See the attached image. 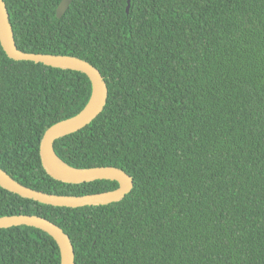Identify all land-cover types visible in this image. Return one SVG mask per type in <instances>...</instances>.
Listing matches in <instances>:
<instances>
[{"label":"trees","instance_id":"obj_1","mask_svg":"<svg viewBox=\"0 0 264 264\" xmlns=\"http://www.w3.org/2000/svg\"><path fill=\"white\" fill-rule=\"evenodd\" d=\"M5 0L20 51L99 69L104 112L55 143L78 169L134 180L121 202L58 208L0 186V217L39 216L71 238L76 264H264V0ZM87 75L10 59L0 43V168L60 196L111 192L45 171L46 131L87 106ZM0 264H61L37 228L0 230Z\"/></svg>","mask_w":264,"mask_h":264},{"label":"water","instance_id":"obj_2","mask_svg":"<svg viewBox=\"0 0 264 264\" xmlns=\"http://www.w3.org/2000/svg\"><path fill=\"white\" fill-rule=\"evenodd\" d=\"M74 0H63L57 9V17L63 18ZM131 0H128L127 13ZM0 43L7 56L18 62H33L47 67L72 70L88 76L92 83V96L85 109L77 116L61 121L49 128L41 142L42 165L53 179L72 185L113 181L119 184L115 191L86 195L60 196L47 194L28 188L0 168V186L7 191L40 204L58 208L79 209L101 207L123 201L134 189V180L124 170L116 167H96L89 169L74 168L65 163L55 151V143L65 137L76 134L91 125L105 110L109 99L108 84L101 71L86 60L67 55H45L20 51L10 21L5 0H0ZM15 226H28L40 229L51 235L61 254V264H76V251L73 242L59 226L39 216H6L0 218V230Z\"/></svg>","mask_w":264,"mask_h":264},{"label":"bare ground","instance_id":"obj_3","mask_svg":"<svg viewBox=\"0 0 264 264\" xmlns=\"http://www.w3.org/2000/svg\"><path fill=\"white\" fill-rule=\"evenodd\" d=\"M73 4V3H72ZM71 7V6H70ZM60 19V18H59ZM62 19V18H61ZM34 190V189H33ZM1 218V217H0ZM58 226V225H57ZM15 227H21V226H15ZM28 227V226H27ZM13 228V227H11ZM33 228V227H32ZM61 228V227H60ZM9 229V228H8ZM62 229V228H61ZM40 230V229H39ZM63 230V229H62ZM64 231V230H63ZM44 232V231H43ZM65 232V231H64ZM48 234V233H47ZM51 236V235H50ZM52 237V236H51ZM53 238V237H52ZM54 239V238H53Z\"/></svg>","mask_w":264,"mask_h":264},{"label":"rangeland","instance_id":"obj_4","mask_svg":"<svg viewBox=\"0 0 264 264\" xmlns=\"http://www.w3.org/2000/svg\"><path fill=\"white\" fill-rule=\"evenodd\" d=\"M104 193H106V192H104Z\"/></svg>","mask_w":264,"mask_h":264}]
</instances>
